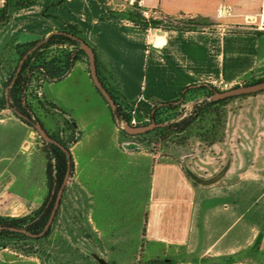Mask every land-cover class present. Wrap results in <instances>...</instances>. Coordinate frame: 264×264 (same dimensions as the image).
<instances>
[{
  "label": "crops",
  "instance_id": "1",
  "mask_svg": "<svg viewBox=\"0 0 264 264\" xmlns=\"http://www.w3.org/2000/svg\"><path fill=\"white\" fill-rule=\"evenodd\" d=\"M117 1L215 24L210 30H151L110 12L99 0H37L47 4L36 16L40 27L27 20L29 14H16L20 22L26 20L24 28H0V54L9 64L14 43L42 40L69 24L95 47L104 80L128 101L164 103L195 84L219 80L227 86L248 73L264 78V0ZM78 60L88 72L84 58ZM244 98L259 104H243L227 118L225 139L210 145L194 139L187 149L146 146L127 136L105 100L97 98L96 112L75 117L80 135L70 146L73 173L57 223L37 242L35 255L2 248L0 264H98L80 247L100 251L112 264L153 259L162 264H264V92ZM41 120L48 132L56 130L57 118ZM129 141L139 142V148H124ZM244 144L253 147L251 164L227 174L236 170V161L241 166ZM224 147L232 154L225 175L210 185L195 183L183 158L195 174L208 178L225 164ZM47 192L40 138L10 108L0 109V215H27Z\"/></svg>",
  "mask_w": 264,
  "mask_h": 264
},
{
  "label": "trees",
  "instance_id": "2",
  "mask_svg": "<svg viewBox=\"0 0 264 264\" xmlns=\"http://www.w3.org/2000/svg\"><path fill=\"white\" fill-rule=\"evenodd\" d=\"M36 1L37 0H3V4L0 7V27L8 22L12 8L27 7ZM99 2L103 4V1L99 0ZM128 19L132 24L144 29H178L171 28V26L162 27V21L146 18L138 9L129 12ZM63 31L65 33L51 34L46 41L38 40L26 43H14L12 45L16 58L14 61L12 60L14 62L12 64L13 66L7 70V75L2 79L4 89L7 88L8 90V96L4 92L2 97H0V109L6 107L10 108L17 117L32 128L34 120H39L42 123V115L57 117L56 130L51 133L47 132L69 151L71 176L73 173V162L71 160L70 146L79 138L80 133L77 125L73 118L60 109L54 101L45 98L42 94L37 96L36 93L31 92H35L36 88L43 85L44 82L39 81L44 79L45 74H47L48 77H52L55 74L61 73L63 76L68 73L73 61L79 59L78 56L87 59L86 54L81 49H78L76 55L71 59H68L69 57H67V54H61L59 57L46 60L44 51L47 50L50 45L64 41L77 43L66 33L82 38L80 30L75 26L67 24ZM28 50L31 51L24 58L17 75L14 77L19 61ZM31 59L36 61V64L32 66L33 71L42 68L44 71L43 73L38 71V74L34 76L33 74H26V68L31 63ZM97 74L114 100L117 107V114L121 119L130 121L132 117H135L136 119L144 117L148 118V121L144 124L149 123L152 119H155L158 123H163V125L146 132H154V141L158 144L159 148H183L188 146L193 138H196L207 145L223 140L225 135L223 133L224 121L222 107L231 99L264 92V90H261L251 94L232 96L216 101H209L207 99L201 100L193 107L188 115L178 118L176 113L177 108L185 99L186 95L203 94V91L206 89V92L209 94H206L205 96L208 97L212 91L204 85L197 87L189 86L186 87L185 91L181 92L175 100L164 102L162 105L157 106L161 102H146L141 100L128 101L123 98L114 86H110V84L104 80L100 73L98 63ZM263 79L264 78L251 79L242 84L252 83ZM212 87L217 90L214 86ZM180 98H182V100L178 102ZM33 105L36 108L35 110L33 109ZM18 113L24 114L28 118L24 119L20 117ZM170 119L172 120L171 122L164 124L165 121ZM121 131L126 134L123 130ZM40 139L41 148L45 155V180L48 189L47 195L40 206L28 215L14 217L0 215V249L6 248L8 241L11 240L24 241L28 239L38 240L40 238L31 237L25 233L11 230L9 227L26 228L33 233L42 230L49 218L57 192L67 170V156L64 150L56 144L45 142L41 137ZM48 233L49 232L47 231L45 235ZM28 247V244H23L20 248L23 251H27ZM162 263L163 262L158 259L149 260L147 262V264Z\"/></svg>",
  "mask_w": 264,
  "mask_h": 264
},
{
  "label": "rangeland",
  "instance_id": "3",
  "mask_svg": "<svg viewBox=\"0 0 264 264\" xmlns=\"http://www.w3.org/2000/svg\"><path fill=\"white\" fill-rule=\"evenodd\" d=\"M101 1H103V5L110 12L117 13V15H120L121 17L125 18L127 21H129L128 13L131 12L132 10L138 9L139 11H141L143 13V15L146 18H150L152 20L162 21V23H161L162 27L171 26V28H178L177 30H194V29L195 30H210V29H212L213 25L215 24V23H213V21H211L207 18H204V17H189V16L168 17V16H162L159 13H154L153 11L145 12L144 10H141L140 7L135 6L133 4L128 5V6L124 5V4L121 5L120 2H118L117 0H101ZM108 1H109V3L107 4ZM46 7H47V4H46V6H42V5L34 2L33 4H31L27 7L12 8L10 11V14H9L8 22L5 25L1 26L0 28L5 27V26L9 27V25H11V24H13V26L16 25L20 28H24V21H26V20L20 22L16 18L17 17L16 14H20V13L26 14L27 13V14H29L27 20L30 21L31 24H33V27L38 29L40 26L38 24L39 21H38V18L36 16H40V14L44 13L47 10ZM48 11H49L48 12L49 15H53V16L56 15L57 16V14L54 12V10H51V11L48 10ZM158 30H162V29H158ZM27 31H30V29L26 28L25 32H27ZM260 31L262 33H264V29H261ZM226 46H228L227 39H226ZM66 52L67 51H65L64 49L55 48L54 46L50 45L49 48H47V50L44 51V56H45L46 60H48L49 58H55V57H59L61 54L62 55L66 54ZM67 57H69L68 54H67ZM80 57L81 56H78V58H80ZM15 58L16 57L13 56L12 59L9 61V64H8L9 58L7 57L5 59L3 54H0V97H2L4 92L8 96V90H7V88L4 89L3 84H2L3 83L2 79L7 75V70H9V68H11L13 66L12 64L14 63L13 61ZM84 60H85L86 66H88V60L87 59H84ZM227 62L229 63L230 60L226 59L225 64H224L225 69L227 67ZM242 62L245 63L246 60H243ZM6 65H9V66L5 67ZM251 77H252V74L248 73V74L244 75L243 77L239 78L236 81V83L231 84V85H227V86H224V82H219V80H216V81L214 80L213 82H211L209 84L214 86L217 90H224V89H228L232 86H236V85L245 83L251 79H254ZM206 91L207 90L205 89V91H203V94H196V95L188 94V95H186L185 99L181 102V104H179V106L177 108V111H176L177 117L181 118L183 116L188 115L189 112L193 109V107L196 104H198L201 100L207 99V97L205 95L209 94V93ZM31 92L35 93L34 91H31ZM41 92H42L41 94L45 98L50 99L54 102L56 101L58 104H60L62 108L55 102L56 105L60 109H62L64 112L69 114L70 111H72V114L71 115L69 114V115L73 118L74 121H75V117H78L80 115V113L82 114L85 111L96 112L98 110L97 102H96L97 98H98V100H102V99H100V98H102L101 95L99 93H97L96 88L93 86L92 82L90 81L87 69L84 67V65L78 59L73 61V63L70 66V69H69L67 74L59 77L58 79L45 80L43 85L41 86ZM245 100H249V102L245 101ZM243 104L245 107L254 108V106H257V104H259V103L254 102V100L251 98L247 99L244 97H238V98H234V99L229 100L222 107V114H223V121H224L223 129L225 128V123H226L227 118L232 119L233 116H235V114L237 113L238 109ZM63 105L66 107H69V109H71V110H64ZM33 109L34 110L36 109L34 105H33ZM44 116L46 117L49 115H42L41 119L44 118ZM54 118H57V117H54ZM143 119H145L146 122L148 121V118L146 120V118H144V117L143 118L141 117L138 120L142 121ZM145 121L141 124H144ZM171 121H172L171 119L168 121H165L164 124L171 122ZM75 123H76V121H75ZM141 124H138V125H141ZM76 125H77V123H76ZM35 133L37 134L36 131H35ZM37 136H38V134H37ZM38 138H40V137L38 136ZM132 138L140 140V142H142L146 146H149L150 144H154V146L159 147L158 144L154 141V132H149L146 134L132 136ZM194 139H196V138H193L190 141V144L192 142H194ZM224 139H225V137H224ZM248 139L250 140L249 143H251V144L255 143V139H254L253 135L248 136ZM189 145L186 146V149L189 147ZM225 153H227L226 147H224V154ZM234 172H235V169L233 168V169L228 170L227 174L234 173ZM64 202H65V196L62 198V200L58 206L56 215L54 216L53 221L51 223L52 226L57 223V220H58L60 212L62 211V207H63ZM18 216H21V215H18ZM23 216H25V215H23ZM49 231L50 230H48V232ZM48 234L40 237L38 240H33V239H28V240H24V241L23 240L22 241L11 240V241H8L6 248L13 250L17 253H20L23 257L33 256L39 250V247L37 246V242L44 240L48 236ZM23 244L29 245L27 251L21 250L20 247ZM139 250H140V248H139ZM141 259H144V258H141ZM48 262H49V260H44V262L42 264H47ZM132 263L133 264H147L146 261H144V260L141 263L134 260ZM107 264H112V263L109 260H107ZM172 264H179V262L177 260H175L172 262Z\"/></svg>",
  "mask_w": 264,
  "mask_h": 264
},
{
  "label": "water",
  "instance_id": "4",
  "mask_svg": "<svg viewBox=\"0 0 264 264\" xmlns=\"http://www.w3.org/2000/svg\"><path fill=\"white\" fill-rule=\"evenodd\" d=\"M54 33H65V32L63 30H57V31H54L52 34H54ZM66 34L70 38L75 40L79 46V49H81L86 54L87 60H88V72H89V76L91 78V81H92L93 85L95 86V88L98 90V92L101 94L102 98H104V100L108 104L109 109L113 115V120H114V122L118 128L123 130L127 135L135 136V135L144 134L148 131L153 130L154 128H156L158 126L163 125V123H158L154 119H152L147 124H141V125H131L128 121L121 119L117 114V107H116L114 100L112 99L111 95L109 94L107 89L102 84V82L99 79V76L97 74V62H96L95 47L93 45L88 44L83 38H80L78 36L71 35L68 33H66ZM50 35L43 38L42 41H46ZM30 51L31 50H28L26 52V54L23 56V58H21V60L19 61L14 77L17 75L24 58L30 53ZM201 85H205L209 90L212 91L211 94L207 97V100L216 101V100L225 99V98L232 97V96L251 94V93H255V92H259L261 90H264V79L260 80V81L252 82V83L239 84V85L232 86V87H230L228 89H224V90H215V89H213V87L211 85H206V84H195V85H192L191 87H197V86H201ZM184 91H185V89L182 92H184ZM181 100H182V98H180L178 100V102H180ZM160 105H162V103L158 104L157 106H160ZM18 115L24 119L28 118L27 116H25L24 114H21V113H18ZM33 128L35 129V131L38 133V135L45 142H50V143L58 145L62 150H64V152L67 156V170L65 172L61 186L57 192V195H56L52 210L50 212L49 218H48L47 222L45 223L44 227L42 228V230H40L37 233H33V232L27 230L26 228L9 227V229H11V230L18 231L21 233H25L31 237L38 238V237L44 236L45 233L49 230L50 225L53 221V218L56 215L58 206H59L60 201H61V197H62L64 187H65V185L68 181V178L70 176V155H69V151L61 143H59L55 138L50 136V134L47 132V130L44 128V126L42 125V123L39 120L33 121ZM123 146L126 149H137V148H139L140 144H139V142L129 141V142L124 143ZM228 150H229V147H228ZM239 154L242 158V164L239 167L238 161H236L235 174L244 171L251 164L252 156H253L252 145L244 144L240 148ZM231 159H232V154L229 151L227 153V159H226L225 164L220 168V170L218 172H216L214 175H212L208 178H202V177L198 176L197 174H195L191 170L189 165L187 164L186 157L183 158V164H184V167H185L187 174L195 183L200 184V185H210V184L217 182L218 180H220L225 175L226 171L230 167ZM81 248L89 256H91L98 264H107L103 254L100 251H98L94 248L93 249H86L84 247H81ZM47 264H53L52 260H49V262Z\"/></svg>",
  "mask_w": 264,
  "mask_h": 264
},
{
  "label": "built area",
  "instance_id": "5",
  "mask_svg": "<svg viewBox=\"0 0 264 264\" xmlns=\"http://www.w3.org/2000/svg\"><path fill=\"white\" fill-rule=\"evenodd\" d=\"M131 5H132V4H131ZM52 46H54L55 48H60V49H64L65 51H67L66 54H68V56H69L68 59L73 58V57L76 55L77 50L79 49V46H78L77 43H72V42H67V41H64V42H58V43L52 44ZM30 61H31V63H30L29 66L26 68V74H33V76H34V75L38 74V71H39V72H42V73L44 72L42 68L33 71L32 66H34V64H36V61H34V59H31ZM33 72H34V73H33ZM61 76H62L61 73H59V74H55V75H53L52 77H48L47 74H45V75H44V79H43L42 81L40 80L39 82H44V80H48V79H49V80H50V79H51V80L58 79V78L61 77ZM45 78H46V79H45ZM35 93H36L37 96H40V95H41V87L36 88ZM132 114H133V112H132ZM146 120H147V118H146ZM144 121H145V119H143L142 121H140V120L136 119L135 117H132V118L130 119V121H128V122H129L131 125H138V124L143 123ZM145 122H146V121H145Z\"/></svg>",
  "mask_w": 264,
  "mask_h": 264
},
{
  "label": "bare ground",
  "instance_id": "6",
  "mask_svg": "<svg viewBox=\"0 0 264 264\" xmlns=\"http://www.w3.org/2000/svg\"><path fill=\"white\" fill-rule=\"evenodd\" d=\"M159 41L161 40V39H158Z\"/></svg>",
  "mask_w": 264,
  "mask_h": 264
},
{
  "label": "flooded vegetation",
  "instance_id": "7",
  "mask_svg": "<svg viewBox=\"0 0 264 264\" xmlns=\"http://www.w3.org/2000/svg\"><path fill=\"white\" fill-rule=\"evenodd\" d=\"M155 120V119H154Z\"/></svg>",
  "mask_w": 264,
  "mask_h": 264
}]
</instances>
